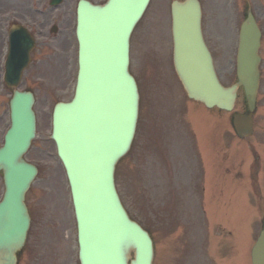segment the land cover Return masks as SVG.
<instances>
[{"label":"water","instance_id":"95a60500","mask_svg":"<svg viewBox=\"0 0 264 264\" xmlns=\"http://www.w3.org/2000/svg\"><path fill=\"white\" fill-rule=\"evenodd\" d=\"M150 0H81L78 11L79 74L75 97L53 113L58 154L70 182L78 225L81 264H153L149 233L124 208L115 185V165L130 148L138 119L139 91L129 72L131 33ZM174 64L190 98L207 107L232 110L237 90L245 89L249 109L259 88L261 32L251 11L242 24L238 80L221 84L202 33L199 0L172 3ZM22 68L9 66L7 81L17 86ZM32 92L15 90L11 127L0 147L5 192L0 201V264H17L31 217L25 194L38 169L24 154L36 136ZM240 136L252 132L250 116L235 114ZM133 254V256H132ZM264 264V229L252 250Z\"/></svg>","mask_w":264,"mask_h":264},{"label":"rangeland","instance_id":"374dc122","mask_svg":"<svg viewBox=\"0 0 264 264\" xmlns=\"http://www.w3.org/2000/svg\"><path fill=\"white\" fill-rule=\"evenodd\" d=\"M92 1L101 3L105 0ZM172 1L152 0L132 36L131 71L138 80L141 93L140 118L132 148L119 163L116 174L118 189L127 207L155 238L157 258L154 264H173L178 258L181 259L180 264H185L182 259L185 249L189 246L188 251L193 252L197 244L192 235H195L198 241L201 235L199 227L192 233L186 222H183L176 232V227L163 226L158 222L157 210L161 206L158 204L161 198L152 188L154 179L158 181L159 173H166V168L173 171L175 162L178 163V160L173 158L174 162L169 155L161 156L158 153L157 129H162L160 125L167 126L166 122L170 121L176 123L174 127L190 125L188 133L189 128L181 127L184 136H189L192 140L197 137L205 157L210 150H220L222 164L235 160L236 155L242 160L247 156L248 163H251L250 143L256 144L255 139H240L236 136L230 119L234 112L208 109L201 103H192L187 97L173 67L170 11ZM201 2L203 27L214 54L216 69L223 83L230 85L236 80L238 32L246 15L248 3L251 4L257 18L263 20L264 0H201ZM73 41L72 61L68 63L69 67L62 69L31 67L24 73L21 88H30L35 92L37 115V136L26 158L39 167V173L27 192L26 200L32 223L27 242L19 253L18 264H80L70 186L64 166L57 154L56 144L50 137L52 110L55 103L61 99H70L73 95L77 74V42L74 38ZM262 68L264 70V64ZM262 93L264 94V86ZM11 95L12 89L1 83L0 145L10 126ZM261 104L264 106V97ZM260 108L254 116V124L257 128L264 125L262 116L264 108ZM235 111L247 112L242 91ZM191 126L195 136L191 132ZM175 157L178 159L179 155L176 154ZM247 170L249 171V164L245 165L244 173H247ZM167 178L160 174V179ZM185 178L186 174L182 173L180 180ZM216 179L218 187H222L228 193L231 192L234 178L220 172ZM3 192L4 182L0 172V197ZM165 198H167L166 194ZM249 202L255 203L252 195L250 196L249 193L247 201L246 194L239 190L234 196L235 234H232L230 226L228 229L224 228L226 231L222 234V242L225 235L229 234L227 243H231L234 237L237 264H252L250 249L256 235V226L259 223L261 225L256 204L251 206ZM212 212L215 217V209ZM209 232L208 241H214V248H208L206 262L222 264L221 257L224 254L227 264L231 259V252H226L231 245L221 247L219 232ZM186 233L187 246L183 242Z\"/></svg>","mask_w":264,"mask_h":264},{"label":"flooded vegetation","instance_id":"af4514ba","mask_svg":"<svg viewBox=\"0 0 264 264\" xmlns=\"http://www.w3.org/2000/svg\"><path fill=\"white\" fill-rule=\"evenodd\" d=\"M78 2L79 0H62V3L54 5L52 0H0V77L10 52L11 30L17 25L25 26L35 40L27 68L69 67L73 38L77 42L75 26ZM25 43V36H20L18 51L25 50ZM262 51L264 53V39ZM15 58L21 57L18 55ZM260 96L264 97V94L261 93ZM254 136L264 145V126ZM255 158L259 164L261 157L256 154ZM256 171L259 173V167Z\"/></svg>","mask_w":264,"mask_h":264}]
</instances>
